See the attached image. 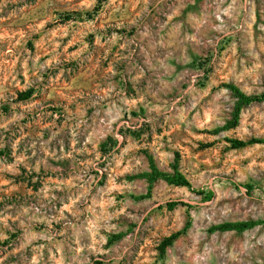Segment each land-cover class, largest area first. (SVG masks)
<instances>
[{"label": "rangeland", "instance_id": "rangeland-1", "mask_svg": "<svg viewBox=\"0 0 264 264\" xmlns=\"http://www.w3.org/2000/svg\"><path fill=\"white\" fill-rule=\"evenodd\" d=\"M229 84L264 92V0H0V264H264V223L213 231L264 222Z\"/></svg>", "mask_w": 264, "mask_h": 264}, {"label": "trees", "instance_id": "trees-1", "mask_svg": "<svg viewBox=\"0 0 264 264\" xmlns=\"http://www.w3.org/2000/svg\"><path fill=\"white\" fill-rule=\"evenodd\" d=\"M227 88H229L234 96L237 99L235 112H234V122H230V126L228 128H233L237 125L239 121V116L242 112V110L255 103V102H263L264 101V92L261 95H248L244 92H242L239 88H237L235 85H227ZM253 144H264V140L262 139H252L249 141H241V140H235L232 141L233 148L239 149L244 148ZM145 177L148 179V182L150 184L149 189L152 190L154 184L159 180H164L168 182L169 184L179 186V187H187L189 189H192L191 183L189 180L181 173L176 171L174 174L166 173L161 170H159L154 163H152V171L150 173L145 174ZM213 198V193L210 192L207 197H205L204 201H211ZM178 205H187L183 204L182 202H171L168 204V207L170 209L176 208ZM264 222L262 221H247V222H239V223H225L220 226H217L213 229L214 232L216 231H237L239 233H243L249 229H252ZM189 229V224L184 228V230L175 236H173L171 239L174 240L175 238L179 237L181 234H184Z\"/></svg>", "mask_w": 264, "mask_h": 264}]
</instances>
